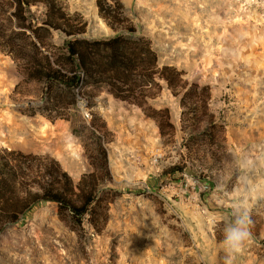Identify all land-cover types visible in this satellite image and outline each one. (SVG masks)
Segmentation results:
<instances>
[{
  "label": "rangeland",
  "instance_id": "rangeland-1",
  "mask_svg": "<svg viewBox=\"0 0 264 264\" xmlns=\"http://www.w3.org/2000/svg\"><path fill=\"white\" fill-rule=\"evenodd\" d=\"M61 1L87 23L83 37L115 33L96 0ZM120 1L127 23L151 40L160 66L209 86V108L224 124V141L213 147L214 157L199 153L189 160L179 101L165 86L149 100L169 111L175 132L165 141L142 108L100 87L81 96L78 107L84 124L95 114L110 132L104 143L109 175L103 176L95 139L80 121L51 123L21 113L27 102L37 103L35 87H27V96L14 94L20 76L0 52V149L53 158L75 186L95 173L97 190L122 192L84 252L56 204L37 203L0 233V264H226L223 230L236 213L248 215L251 236L231 264H264V0ZM42 10L31 8L38 17ZM62 40L53 33L56 44ZM173 166L185 167L170 173Z\"/></svg>",
  "mask_w": 264,
  "mask_h": 264
},
{
  "label": "trees",
  "instance_id": "trees-1",
  "mask_svg": "<svg viewBox=\"0 0 264 264\" xmlns=\"http://www.w3.org/2000/svg\"><path fill=\"white\" fill-rule=\"evenodd\" d=\"M96 6L102 19L115 30L113 35L83 37L87 23L69 13L61 0H0V52L12 60L20 76L13 92L23 97L29 85L35 87L32 96L37 103L27 102L21 113L40 115L51 123L80 121L95 139L96 159L102 175L108 176L104 143L110 141V132L95 114L90 113L89 124H84L79 98L103 87L115 99L142 108L165 141L175 132L169 111L149 105L165 86L179 101L186 157L191 160L199 153L202 158L206 154L214 157L213 147L224 141V124L209 108V86L189 83L175 67L160 66L151 40L127 23L120 0H96ZM32 7L43 9L40 17L31 11ZM122 25L123 30L118 31L117 26ZM55 32L63 35L61 44L53 41ZM85 107L90 108L88 104ZM184 167L167 170L175 173ZM97 189L95 173L83 175L75 186L53 158L0 149V233L37 203L52 202L84 252L87 240L104 229L109 202L122 194ZM108 192L113 197L106 198Z\"/></svg>",
  "mask_w": 264,
  "mask_h": 264
},
{
  "label": "clouds",
  "instance_id": "clouds-1",
  "mask_svg": "<svg viewBox=\"0 0 264 264\" xmlns=\"http://www.w3.org/2000/svg\"><path fill=\"white\" fill-rule=\"evenodd\" d=\"M250 236L248 215L246 213H236L231 222L225 224L223 230L222 244L229 257L226 260V264H231V255L233 253H239Z\"/></svg>",
  "mask_w": 264,
  "mask_h": 264
}]
</instances>
